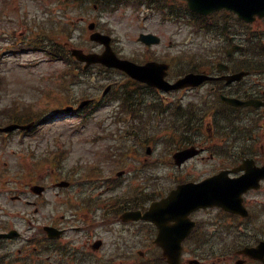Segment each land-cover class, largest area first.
I'll list each match as a JSON object with an SVG mask.
<instances>
[{"label":"flooded vegetation","instance_id":"af4514ba","mask_svg":"<svg viewBox=\"0 0 264 264\" xmlns=\"http://www.w3.org/2000/svg\"><path fill=\"white\" fill-rule=\"evenodd\" d=\"M208 40L216 43L219 54H201L196 47V52L182 55L178 60L162 59V62L169 64V70L177 68L179 76L192 72L210 77L195 87L185 89L184 92L189 96L177 102L178 107H182L187 104L183 98L191 100L190 111L184 115L178 112L174 120L177 150L195 146L201 153L181 166L175 164L171 180H174L176 187L228 171L231 178L247 176L248 181L256 182V187L242 192L243 204L249 211L248 217L216 207L201 209L192 214L197 225L193 232L203 230L205 226L202 218L213 212L228 216V219L236 218L237 230L232 233L238 236L234 245L236 251L234 255L228 254V257L238 264H264V253L261 254L262 259L237 253L264 242V22L258 23L249 32L239 27L227 37L212 36ZM236 43L243 48L238 50L240 48L237 49ZM240 74L244 75L234 78ZM227 99L249 103L234 104ZM238 167L240 171L237 173L234 170ZM198 170L204 171L202 177L197 176ZM66 179V182L59 184L60 177L52 171L49 182L42 185L44 190L39 193L32 190L34 185H41L39 183L2 181L0 233H61L46 239V264H129L136 254L133 247L145 248L152 246V242L155 245L156 233H160V230L152 222H125L121 217L130 210L145 212L149 204L165 198L173 188L168 189L163 182L153 188L146 185L133 197L130 188L119 183L108 184L101 191L97 182ZM39 200L45 201L44 207L39 206ZM29 206H32V211L28 210ZM27 220L38 223L44 221L43 229H24ZM101 222L104 224L101 225ZM111 222L121 226L144 225L146 233L138 234L141 240L134 245L132 240L136 233H121L119 236L111 231V225H106ZM74 233H85L86 236L80 239ZM123 238L126 240L123 246L118 245V239L122 243ZM16 239L0 238V254L6 255L8 260L5 264H22L21 257L16 255V252L19 255L21 253V244ZM97 241L100 246L94 249ZM206 246H209L208 242L202 245L201 241L191 244L184 240V255L189 256L185 263L201 264L202 261L198 259L203 252L210 251L215 255V252L222 251L225 255L230 248L229 243L215 250ZM155 248L156 253L150 255L152 263L164 259L162 250L156 245ZM118 249H124L125 259L115 258ZM140 255H144V252L137 250V256ZM211 257V254L207 255V258ZM217 260L220 261V258ZM134 262L139 264L137 260ZM161 263L164 264L163 261Z\"/></svg>","mask_w":264,"mask_h":264},{"label":"rangeland","instance_id":"374dc122","mask_svg":"<svg viewBox=\"0 0 264 264\" xmlns=\"http://www.w3.org/2000/svg\"><path fill=\"white\" fill-rule=\"evenodd\" d=\"M131 1H135V5L133 3L124 4L116 11L95 8L93 3H86L81 7L77 5L79 8L77 11L69 13V19L83 17L86 25L91 21L98 22L100 30L104 27L110 31L120 53L135 60L144 58V45L138 41L141 32H152L161 36L162 43L154 46L151 50L158 56H172L189 46L193 38L191 24L189 26L182 23L181 20L178 23L172 15L168 14L164 19L163 14L148 10L147 6L151 4L153 10L162 8L161 0H150L146 3L147 6L142 8L137 5L136 1L138 0ZM139 1L142 2V0ZM1 2L2 0H0V9ZM171 3L173 2L168 4L171 5ZM10 7H15L11 13L15 20L11 24L2 26V15L0 14V49L6 50V53L0 57V74L6 76L0 84L2 91L0 108L3 107V109L10 106L16 98V101H21L22 104L35 102L36 99L35 103H38L41 99L38 96L40 95L39 90L51 86L54 82L58 83V78L62 74L60 72L65 66L62 62L42 60L43 55L37 52H9V50H14L12 40L1 38L2 33L8 35L12 29L17 31V34L24 31L19 26L21 16H25L28 20H32L36 15L44 16V9L54 7V4L41 0H10ZM178 7L180 8V6ZM56 15H60V13L57 12ZM170 42L174 43L173 47L169 46ZM148 54L151 55V53ZM84 74H86L84 78L87 83L80 81L75 85L78 94L67 101L65 106H76L74 103L76 100L88 95L99 98L102 89L104 90L108 84H111L112 90H114L113 86L115 88L119 86V83L115 84V82L122 83L123 78L118 72L103 71L98 67H94L92 71L89 70ZM83 91L88 94H82ZM111 96H107V99L110 100ZM117 107L118 103L112 101L93 111L86 122H83L82 116L75 113L72 116L63 117L61 120L47 122L34 135H15L5 142H0V168L5 166L14 168L18 165L23 167L47 166L41 164L46 160L45 155L48 150L53 148L54 135L59 134L62 136V146L68 150V158L66 161L64 160V170H66V166L70 167L77 163L83 167L91 164L92 161H98L101 170L97 173L96 182H106L109 177H115L119 169V165L113 159L104 158L107 146L112 142L111 139L107 140V129L115 127V124L110 123V114L114 111L112 115L114 117ZM4 121V116H0V122ZM73 129H76L77 132ZM156 147L159 149L157 145ZM37 161H39V165L35 164ZM140 249L144 248L135 247L134 252L137 253V250Z\"/></svg>","mask_w":264,"mask_h":264},{"label":"water","instance_id":"95a60500","mask_svg":"<svg viewBox=\"0 0 264 264\" xmlns=\"http://www.w3.org/2000/svg\"><path fill=\"white\" fill-rule=\"evenodd\" d=\"M189 5L192 9L200 11V12H209L214 9L219 8H228L233 9L240 14L241 17L245 19H252V16L255 13L260 15L264 14V0H188ZM153 37L149 35H142L143 40H147L150 42ZM156 38V37H154ZM153 38L154 41H156ZM96 58L91 57L88 61H100L108 66H115L121 69L128 71L134 77H137L142 80H148L151 82L150 77H148V73L158 70L155 64L149 65L147 68L134 66L129 61H123L118 59L114 53L108 51L104 55H97ZM93 58V59H92ZM177 205V203L175 202ZM172 207V206H170ZM165 215L160 214L158 216H154V219L158 220L161 224L162 220L165 222L168 221V218H164ZM150 218H152L150 216ZM164 218V219H163ZM170 218H174L176 222L183 218V215H179L177 213L171 214ZM164 228L167 229L166 233H161L159 236V243L163 245L167 254L169 256L175 255L174 259H170L171 264H179V254H180V242L186 235L185 231L181 233H177L175 229H172L170 233H167L168 228L164 225ZM186 230V229H185Z\"/></svg>","mask_w":264,"mask_h":264}]
</instances>
